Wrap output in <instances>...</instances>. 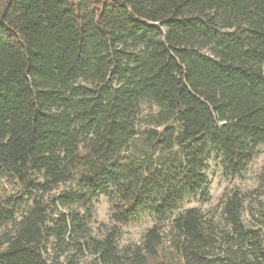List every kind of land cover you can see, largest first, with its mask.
I'll return each instance as SVG.
<instances>
[{
	"label": "trees",
	"instance_id": "trees-1",
	"mask_svg": "<svg viewBox=\"0 0 264 264\" xmlns=\"http://www.w3.org/2000/svg\"><path fill=\"white\" fill-rule=\"evenodd\" d=\"M262 147L264 0H0V264H264V173L182 211ZM100 197L142 245L95 235Z\"/></svg>",
	"mask_w": 264,
	"mask_h": 264
},
{
	"label": "rangeland",
	"instance_id": "rangeland-1",
	"mask_svg": "<svg viewBox=\"0 0 264 264\" xmlns=\"http://www.w3.org/2000/svg\"><path fill=\"white\" fill-rule=\"evenodd\" d=\"M149 109H146L148 113ZM264 173V147L260 148L259 154L254 162L249 167L246 175L241 179L231 180L224 176L221 161L214 159L210 162L208 169V182L209 191L197 198L189 199L182 211L196 208L199 209L205 217L214 218L215 220L221 219L222 202L225 196L235 190L249 195L247 205L255 203L257 200L256 193L261 186V176ZM6 191H11L7 183L4 185ZM67 186H61L60 191L67 189ZM67 187V188H66ZM250 206V205H249ZM249 208V207H247ZM244 222L249 224L252 219L248 211L244 213ZM155 221L146 217L139 223L133 225H118L112 219V211L109 200L106 197H100L95 204V215L91 223V227L96 236L102 237L105 233L117 227L119 230L118 245L121 249L127 246L142 245L147 232L154 226ZM171 221L166 222L163 227V236L166 242L170 238Z\"/></svg>",
	"mask_w": 264,
	"mask_h": 264
}]
</instances>
